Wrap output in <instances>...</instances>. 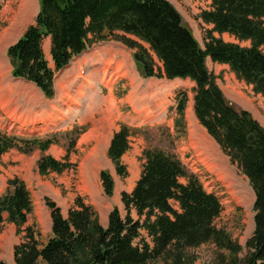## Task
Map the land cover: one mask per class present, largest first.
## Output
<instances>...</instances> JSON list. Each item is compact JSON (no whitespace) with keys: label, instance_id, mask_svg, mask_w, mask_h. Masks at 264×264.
<instances>
[{"label":"trees","instance_id":"trees-1","mask_svg":"<svg viewBox=\"0 0 264 264\" xmlns=\"http://www.w3.org/2000/svg\"><path fill=\"white\" fill-rule=\"evenodd\" d=\"M200 17L213 26L204 46L169 0H40L36 22L8 48L10 60L16 62L12 74L34 82L46 97L53 98L56 73L88 44L113 37L135 50L133 56L144 77L195 81L194 110L200 124L248 178L255 193V229L246 243L248 253L240 260L234 256L231 264H264V125L227 99L217 75L207 65L208 57L229 64L239 79L264 96V0H212L210 9L202 10ZM106 30L108 34H104ZM225 33L233 40L224 39ZM48 36L55 69L43 51ZM187 100L183 93L178 101L177 128L184 124ZM130 133L131 127L122 124L107 151L121 177L129 175L123 157L130 149ZM56 142L55 137H25L0 129V163L12 147L31 153L35 146L46 151ZM143 157L134 189L121 193L125 217L116 206L105 227L98 210L83 197H77L76 206L67 214L55 200L45 197L52 237L41 244V233L27 226L24 240L14 246L15 264H148L171 251L182 253L207 242L235 255L241 252L242 244L216 225L223 211L220 198L205 188L180 157L159 148L144 150ZM69 164L47 153L38 160L43 175L62 172ZM100 179L106 194L112 196V173L102 170ZM8 184L0 195V227L9 221L21 233L33 214L34 201L21 178L9 179ZM142 229L152 238L153 246L145 239L135 244ZM0 264L7 263L0 260Z\"/></svg>","mask_w":264,"mask_h":264},{"label":"rangeland","instance_id":"rangeland-1","mask_svg":"<svg viewBox=\"0 0 264 264\" xmlns=\"http://www.w3.org/2000/svg\"><path fill=\"white\" fill-rule=\"evenodd\" d=\"M179 1L183 12H185L183 21L187 25H191L193 33L199 38L202 45H205L207 31L213 26L203 22L200 13L202 10L210 9L212 0ZM6 2L7 0H0V8L3 7L0 13V40H3V36L9 34L11 30L19 28L17 30L19 32L22 27H25V22L18 25L21 19L15 20L23 10V0H10L7 4ZM31 3L32 11L34 8L39 9V0H33ZM26 20L32 21L30 25L36 22V20L33 21L31 19L30 14L26 15L24 21ZM119 33L121 34V32ZM22 35H19L15 42ZM216 35L220 36L218 33ZM222 36L228 41L233 40V37L228 33ZM143 44L148 49L150 48L149 44L145 42ZM9 46L5 47L3 49L5 52L0 54V69L6 71L5 75L9 77L13 86L22 88L11 76L13 67L7 54ZM122 47L126 51V46L113 37L91 45L88 53L80 59L79 63L72 65L69 71L66 70L61 73H66L70 76L60 79L58 85V89L61 92L60 98L56 97L53 101H42L40 98H36L37 110L49 109L53 121L60 120L61 112L62 114L66 113V117L69 120L66 119L57 126L49 123L44 128V131H50L49 134L53 135V137H58L59 142L56 145L59 148H67L66 155L56 158L67 161L70 164L62 172H49L43 175L39 171L38 160L46 153L55 156L54 153H49L47 150L42 151L38 146H35L31 153L25 154L29 158H34V165L32 167L29 166L26 171V179L22 177L31 192L34 201V211L27 224L21 227L23 229L21 233L18 232V226L9 221H6L0 227V260L5 261L7 264H15L13 256L14 246L24 240L27 226L32 225L36 231L41 233L39 235L41 244H45L51 238L52 232L47 231V223L41 224L38 219L40 215L44 217V210L46 211L48 208L45 204L46 196L56 200L65 213L76 206L77 197L81 196L86 202L93 204L103 216L109 215L110 211L117 206L121 215L125 217L127 211L121 200V193L122 191L132 192L142 172L143 152L148 148H159L168 153H174L181 158L188 170L196 174L203 185L220 198L223 204V211L216 219V225L227 230L234 239H237L242 244L241 252L236 255L226 249L219 248L213 242H207L197 247H189L182 253L171 251L149 261L148 264H231L234 256H237L240 260L247 255L248 248L246 243L253 235L255 229L254 191L248 178L240 168L230 161L229 157L219 147L217 141L212 136L210 137L205 128L198 123L196 114L197 120L192 119L190 109L194 110L195 100L190 81H176L166 77L144 78L140 68L137 70L134 60L130 57L128 51L129 57L124 51L117 50L115 53L106 51ZM103 51L110 55L105 57V53L100 54ZM95 52L96 54L93 57L97 59L109 58V61H112V57L118 56V61L128 59L125 64L117 61L118 74L120 75L118 78H113L111 82L107 81L106 63L103 62L107 59L89 61L91 58L90 54ZM153 57L156 62L160 63L155 53H153ZM207 64L211 69L213 62L209 58ZM81 67L86 69V74L83 77L80 75ZM1 76H4L2 71H0V80ZM105 85H112V87L107 89ZM237 89L253 98L254 104L257 103L259 109L257 114L264 121V96L255 94L253 87L251 90L249 86L248 88L237 86ZM68 91L74 94V97L71 98L70 96L67 99L68 101H66ZM183 92L188 94L184 116L185 126L183 127L184 124H182L177 128L175 126L177 103ZM60 109L61 112L57 113ZM55 113L57 114L54 115ZM0 114L2 115L0 125L3 128L8 127L10 125L8 117L3 111H0ZM105 115H108L109 118L105 117ZM101 118H105L104 120L110 122L106 123L100 130L93 129L82 136L85 131L92 127V120L97 121ZM74 119H89V123L74 125V127L82 126L84 129L81 131L77 127L74 130L70 129V126L66 127ZM123 123L131 127L130 149L123 157L129 172L126 177H121L117 174L107 155L109 135ZM200 128H202L203 134ZM8 130L19 134H35L16 127H9ZM44 131L42 129L41 132ZM11 150L24 154L16 147H12L6 152ZM36 151L38 153H35ZM36 154H38V157L35 158ZM31 163L33 161H30ZM9 164L14 163L9 162ZM18 170V168L11 170H7V168L0 169V193L6 187L7 178L9 176H18L16 174ZM102 170H108L114 176L115 189L112 196L107 195L104 190L100 179ZM182 180L186 181L184 178ZM31 181H33V184H31ZM175 205L177 206L176 203ZM133 216L136 219L138 218L135 211H133ZM141 234V237L135 239V244H139L142 239H145L153 246L152 238L146 230L142 229ZM41 263L47 264L43 261Z\"/></svg>","mask_w":264,"mask_h":264},{"label":"crops","instance_id":"crops-1","mask_svg":"<svg viewBox=\"0 0 264 264\" xmlns=\"http://www.w3.org/2000/svg\"><path fill=\"white\" fill-rule=\"evenodd\" d=\"M33 0H23V10L20 13L19 16L16 17L15 20H20L21 22L18 25L24 24V28L22 27L19 32L17 30L19 28H15L9 32V34H6L3 36V40H0V54L2 52H5L3 49L12 43L15 42V39L21 36L23 34V31L26 30V28L30 25L29 20L24 21L26 18V15L30 14L31 19L34 21L39 9L34 8L32 11V2ZM182 13L184 19H185V12H183V9L181 8V2L179 0H170ZM2 12V8H0V13ZM26 14V15H25ZM199 17V15H198ZM201 19V18H200ZM192 23V22H190ZM16 25V24H15ZM191 26L190 24H188ZM44 51L45 55L49 60V63L51 66L54 67V62L51 57V38L47 37L44 40ZM1 57V56H0ZM126 60V59H125ZM122 59L121 61H125ZM211 70H213L216 75L218 76V82L220 83L221 87L223 88L226 96L228 99L233 102L237 107L247 109L252 112V114L258 118L261 123L264 125V121L261 119L260 115L257 114L259 112V109L257 107V103L254 104L253 98L250 96L246 95L244 92L240 91L237 89V86L241 87H250L252 90V85L247 84L244 80H240L237 78L235 73L231 71L230 66L225 63H217L213 62L211 66ZM2 71V75H5L6 71H3V69H0ZM223 72V74H222ZM7 76V75H6ZM22 88L15 87L12 85L9 77H1L0 80V108L9 116L15 117L17 121L19 122L20 126H29L30 124H33L34 121H41L43 123H47L48 120L52 119L51 112L48 110H37L36 108V98H40L42 101H46L49 99L45 98L44 94L42 93L41 90L38 88H35L33 83L30 82H24V79L21 78H14ZM60 80H56L55 85L57 88V94H58V83ZM177 81V80H176ZM191 85L193 86L195 83L190 81ZM17 92H14L16 91ZM24 93V95H22ZM255 93V92H254ZM27 94V95H26ZM257 94V93H255ZM58 96V95H57ZM21 103L23 104H28V106H21ZM49 103V102H48ZM191 110V115H194V110ZM61 116H65V114L60 113ZM105 117L109 118L108 115H105ZM188 117V113H187ZM105 118H101L100 120H92V127L83 133L82 136L88 134L91 130H100L103 128L106 123H109L110 121L104 120ZM196 120V119H195ZM62 120H56L55 123L60 124ZM80 123V124H86L89 123V119H74L71 121V124H67L70 127L74 123ZM203 134L202 128H200ZM115 130H119V126L115 128ZM114 130V131H115ZM114 131L109 135V143L107 144V147L110 145L111 138L113 137ZM98 146V145H97ZM64 147V146H63ZM101 151H102V145H101ZM49 153H54L55 157H62V155H66L67 153V148H59L56 144H53L49 150ZM35 153H38L37 151ZM38 157V154H36L35 158ZM34 158H29V156L17 152L15 150H11L9 152H5L2 157V162L0 164V169H5L11 170L13 168H18L19 170L17 171V175L19 177H23L26 179V171L30 167L34 165ZM30 161H33V163L30 164ZM9 162H12L14 164H9ZM144 162V160H143ZM36 163V160H35ZM9 173V172H7ZM14 176H9V178H13ZM22 178V179H23ZM184 181V180H182ZM31 184H33V181H31ZM44 210V209H43ZM39 222L42 223H47V231H50L51 229V218H50V211L47 209L46 211L44 210V217L43 216H38ZM100 221L101 223L107 227L109 223L108 215L103 216L100 214ZM50 234V233H49Z\"/></svg>","mask_w":264,"mask_h":264},{"label":"bare ground","instance_id":"bare-ground-1","mask_svg":"<svg viewBox=\"0 0 264 264\" xmlns=\"http://www.w3.org/2000/svg\"><path fill=\"white\" fill-rule=\"evenodd\" d=\"M107 56H108V55H107ZM105 57H106V56H105ZM109 57H110V56H109ZM109 60H110V59H109ZM112 60H113V59H112ZM124 60H125V59H124ZM127 60H128V59H126L125 61L127 62ZM125 61H121V60H120V61H118V62H123V63L125 64V63H126ZM175 80H178V79H175ZM137 87H138V86H137ZM192 119H193V120H195V119L197 120V118H196V116H195V113H194V115L192 116ZM197 121H198V120H197ZM198 123H199V122H198ZM101 154H102V151H101ZM116 188H117V187H116ZM116 191H117V189H116ZM119 192H120V191H119ZM117 193H118V192H117Z\"/></svg>","mask_w":264,"mask_h":264},{"label":"water","instance_id":"water-1","mask_svg":"<svg viewBox=\"0 0 264 264\" xmlns=\"http://www.w3.org/2000/svg\"><path fill=\"white\" fill-rule=\"evenodd\" d=\"M108 33H109V30H106L104 34H108ZM11 64H12V65H15V61H14V60L11 61Z\"/></svg>","mask_w":264,"mask_h":264}]
</instances>
